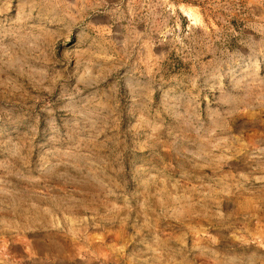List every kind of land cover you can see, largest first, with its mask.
I'll list each match as a JSON object with an SVG mask.
<instances>
[{
  "label": "rangeland",
  "instance_id": "rangeland-1",
  "mask_svg": "<svg viewBox=\"0 0 264 264\" xmlns=\"http://www.w3.org/2000/svg\"><path fill=\"white\" fill-rule=\"evenodd\" d=\"M0 264H264V0H0Z\"/></svg>",
  "mask_w": 264,
  "mask_h": 264
}]
</instances>
